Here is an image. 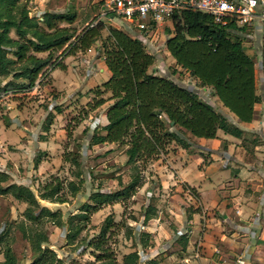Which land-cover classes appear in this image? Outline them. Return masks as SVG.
Wrapping results in <instances>:
<instances>
[{
    "label": "trees",
    "instance_id": "trees-1",
    "mask_svg": "<svg viewBox=\"0 0 264 264\" xmlns=\"http://www.w3.org/2000/svg\"><path fill=\"white\" fill-rule=\"evenodd\" d=\"M75 21L76 15L70 11H46L41 17H32L22 0H0V99L9 93L33 91L56 70H65L66 58L91 51L102 41L104 61L111 76L94 91L96 98L90 106L97 110L112 103L107 110L108 123L96 128L91 140L93 145L125 147L132 173L129 183L116 191H92L79 213L65 223L62 212L42 207L39 200L65 204L68 202L65 191L72 197L83 191L86 179L78 157L65 154V161L73 166V176L79 183L56 177L41 187L38 195L29 186L11 183L10 175L0 171V196H10L28 206L23 221L16 226L31 246V264H63L48 246L46 222L59 228L69 225V240L75 241L93 214L115 204L126 206L132 200L143 186L144 173L151 164L175 154L178 149L190 151L197 147L189 135L207 140L217 139L219 131L235 138L244 135L196 90L151 72L157 57L145 42L133 37L128 30L109 27L95 19L78 32L72 27ZM172 25L166 48L182 69L181 74L188 73L197 80V86L210 88L212 96L218 97L241 122H253L256 105L263 99L257 91L255 62L239 36L249 29L221 26L211 15L188 9L177 11ZM105 31L109 35L104 40ZM41 54L47 57H40ZM10 77L12 80L2 86ZM184 188L200 198L196 188L188 184ZM156 217L157 209L149 206L144 224ZM121 226L112 216L107 217L98 238L89 243L90 248L100 253L97 260L101 264H115L109 242ZM127 233L132 236L133 229L129 227ZM188 242L185 239V247ZM0 246L4 257L0 264H21L9 235L0 236ZM142 263L141 254L135 251L125 255L122 264Z\"/></svg>",
    "mask_w": 264,
    "mask_h": 264
},
{
    "label": "rangeland",
    "instance_id": "rangeland-1",
    "mask_svg": "<svg viewBox=\"0 0 264 264\" xmlns=\"http://www.w3.org/2000/svg\"><path fill=\"white\" fill-rule=\"evenodd\" d=\"M22 1L32 17H41L46 11L75 13L76 21L72 27L78 32L95 19L109 27L127 31L123 19L111 21L105 16L107 0ZM172 27L171 21L164 22L150 40L151 52L157 57L151 72L158 75L169 76L177 72L166 48L168 30ZM108 35L105 31L103 39H107ZM13 36L16 37L14 33ZM239 36L244 40L245 51L255 62L257 91L263 96L264 33H242ZM39 56L47 57V54ZM103 58L102 41H98L91 51L66 58V69L56 70L33 91L9 93L0 99V171L10 175L11 183L29 186L37 195L41 187L56 177L79 183L73 176V166L65 161V154L82 161L86 183L77 197L65 191L68 199L65 204L39 200L42 207L62 212L65 223L79 213L92 191H116L121 185L129 183L132 173L131 166L127 164L125 147L92 144V135L96 128L100 129L107 122V110L112 103L108 102L97 110H92L90 106L96 98L94 91L108 80ZM181 76L178 78L186 81V86L201 88L197 84L189 85L188 81L192 80L186 73ZM10 80L11 77L5 79L2 86ZM207 95V101L218 108V102ZM177 153L164 156L149 166L144 173L143 186L126 206L115 204L93 214L86 229L75 241L69 240V225L59 228L52 222H46L50 249L63 264H101L97 260L100 253L90 248L89 243L98 238L104 221L112 216L117 223H122L109 242L115 264H122L123 257L135 251L141 254L142 264L148 261L157 264H223L221 259L235 254L236 250L224 245L221 248L218 244L221 236L226 234L217 224L222 216L218 211L210 213L206 210L199 190L196 189L200 196L197 198L184 188L185 183L181 182L174 168L177 161L171 162ZM205 158V165L210 164V157ZM171 171V182L175 186L167 187L163 174L168 175ZM220 171L213 175L214 179L222 176ZM149 206L157 209V217L145 225V212ZM27 207L10 196H0V236L9 235L21 264L33 261L31 246L16 226L23 221ZM129 227L133 229L132 236H128ZM210 232L213 236L207 237ZM143 233H148V236H143ZM185 239L189 241L186 247ZM215 245L221 248V254L212 252ZM3 259L0 246V261Z\"/></svg>",
    "mask_w": 264,
    "mask_h": 264
},
{
    "label": "crops",
    "instance_id": "crops-1",
    "mask_svg": "<svg viewBox=\"0 0 264 264\" xmlns=\"http://www.w3.org/2000/svg\"><path fill=\"white\" fill-rule=\"evenodd\" d=\"M242 33L260 34L264 33V29L258 26L239 35ZM171 60L177 72L168 77L186 86V81H180L178 78L182 69L173 57ZM105 68L104 72L109 79L111 74L106 64ZM186 75L190 77L188 73ZM191 80L188 84L195 86L197 80ZM191 88L200 92L199 95L205 100L208 93L212 100L218 102L217 107L221 109V113L240 128L244 135L242 138H235L219 131L218 138L213 140L189 135L197 147L190 151L178 149L177 156L171 162L177 161L174 168L181 182L199 190L206 210L210 213L218 211L222 216V220H218L217 224L226 232L230 243L219 240L218 244L221 248L224 245L236 250L235 254L221 259L223 264H264V95L262 103L256 105L255 120L243 123L222 105L218 97L212 96L210 88ZM107 123L108 119L104 125ZM205 157H210V164L205 165ZM223 169L224 172L220 171ZM219 171L222 176L214 179L213 175ZM172 176V171L168 175L163 174L167 187L175 186L174 182H171ZM211 235L213 236V232L207 237H212ZM213 247V253L221 254L220 247Z\"/></svg>",
    "mask_w": 264,
    "mask_h": 264
},
{
    "label": "built area",
    "instance_id": "built-area-1",
    "mask_svg": "<svg viewBox=\"0 0 264 264\" xmlns=\"http://www.w3.org/2000/svg\"><path fill=\"white\" fill-rule=\"evenodd\" d=\"M185 9L211 15L221 26L264 29V0H107L104 7L108 19H123L126 29L145 42L150 52V40L159 26L172 22L173 15ZM228 240L227 234L221 237L222 242Z\"/></svg>",
    "mask_w": 264,
    "mask_h": 264
}]
</instances>
